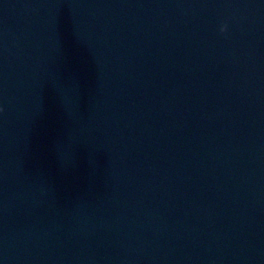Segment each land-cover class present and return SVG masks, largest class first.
I'll return each mask as SVG.
<instances>
[{"label":"water","instance_id":"95a60500","mask_svg":"<svg viewBox=\"0 0 264 264\" xmlns=\"http://www.w3.org/2000/svg\"><path fill=\"white\" fill-rule=\"evenodd\" d=\"M0 264H264V0H0Z\"/></svg>","mask_w":264,"mask_h":264},{"label":"clouds","instance_id":"9594fccd","mask_svg":"<svg viewBox=\"0 0 264 264\" xmlns=\"http://www.w3.org/2000/svg\"><path fill=\"white\" fill-rule=\"evenodd\" d=\"M226 30V26L221 28V32H224Z\"/></svg>","mask_w":264,"mask_h":264}]
</instances>
